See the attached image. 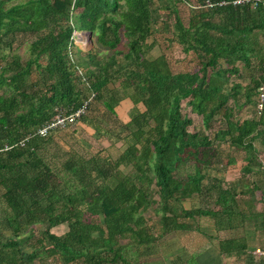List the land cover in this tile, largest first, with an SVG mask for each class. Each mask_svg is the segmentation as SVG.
<instances>
[{
    "label": "trees",
    "instance_id": "1",
    "mask_svg": "<svg viewBox=\"0 0 264 264\" xmlns=\"http://www.w3.org/2000/svg\"><path fill=\"white\" fill-rule=\"evenodd\" d=\"M204 1L0 0V264H150L161 237L189 228L182 219L237 212L238 192L207 170L227 147L244 153L241 178L261 171L264 105L238 112L264 85V0ZM73 29L94 45L72 44V62ZM83 105L72 125L36 134L55 107ZM78 121L118 154L64 150L54 135ZM194 196L212 206L185 208Z\"/></svg>",
    "mask_w": 264,
    "mask_h": 264
},
{
    "label": "crops",
    "instance_id": "2",
    "mask_svg": "<svg viewBox=\"0 0 264 264\" xmlns=\"http://www.w3.org/2000/svg\"><path fill=\"white\" fill-rule=\"evenodd\" d=\"M163 15H165L163 10L159 9L158 22L155 23V26H161L160 19ZM82 31L88 34V31ZM92 43L91 37L90 41L88 40L89 46ZM87 45L82 49H89ZM174 45L176 44L171 46L172 50L176 49ZM177 49H180L178 45ZM156 54H159V51ZM174 54L176 56V53ZM180 56L182 57V55ZM131 107L132 103L129 99H122L115 107L117 121L126 122ZM245 116L251 115L249 113ZM74 129L72 133L67 131L68 135L59 131L54 135V138L63 135L66 137L64 145L67 148L69 146L79 147L77 150L83 154H92L98 151L106 156L118 154L119 143L112 142L105 136L97 137L95 130L88 124L78 121ZM234 150L233 148L228 149L226 153H223V150L220 151V155L226 162H224L226 167L223 166V162L216 159L213 165L208 168L207 174L226 181L234 188L231 189L232 191L238 192L234 195L239 204L237 212L231 211L229 215L217 212L215 215L182 219V222L189 228L178 229L161 237L153 248L152 258L154 261L151 262L152 264H264V255L253 253L257 248L264 249V150L260 152L256 147L258 157L262 162L261 171L248 179L240 177V170L246 163L243 160L244 153ZM229 157H233L232 160H234L230 164L227 163ZM194 197L186 199L187 204L184 201L185 208H193L189 204L191 205L190 201ZM206 198L204 197V203L212 202L211 198ZM240 209L246 210L242 220L239 219L242 217L241 212H238ZM224 241L227 242V246L226 250L222 251L221 246ZM191 256L195 258L190 263Z\"/></svg>",
    "mask_w": 264,
    "mask_h": 264
},
{
    "label": "built area",
    "instance_id": "3",
    "mask_svg": "<svg viewBox=\"0 0 264 264\" xmlns=\"http://www.w3.org/2000/svg\"><path fill=\"white\" fill-rule=\"evenodd\" d=\"M260 2L261 0H216V1L205 0L204 4L201 7L225 6L230 4L233 6L250 5L253 8H255L259 5ZM188 5L194 8L199 7L198 5L192 3L191 4L188 3ZM72 44L80 48H83L85 45H87L88 44L87 32L82 30H75V29H73L72 31V34L70 36V41L68 44V56L73 62L74 54L72 51L73 49L71 50V47H73ZM92 95L93 94H91V96ZM263 105H264V85H261L259 86L257 91V100L255 103L253 117L257 118L260 115ZM84 110H85V105L70 112H67L66 109L55 107L52 117L48 121L44 122L40 127H38V129L36 130V134H39L40 136H44L51 129L64 128L65 126L68 125V123L72 125L75 122L76 118H78L82 113H84ZM23 143L24 140L19 141L20 145H22ZM253 253L257 255H264V249L257 248L253 251Z\"/></svg>",
    "mask_w": 264,
    "mask_h": 264
},
{
    "label": "rangeland",
    "instance_id": "4",
    "mask_svg": "<svg viewBox=\"0 0 264 264\" xmlns=\"http://www.w3.org/2000/svg\"><path fill=\"white\" fill-rule=\"evenodd\" d=\"M157 14V12L155 13V15ZM162 14V13H161ZM94 45V43H92L90 46H89V44L87 45V46H89V48L90 47H92ZM175 46V53H176V57L177 58H180L181 56L180 55H182L181 54V52L179 53V50L177 49V45H174ZM16 51L15 52H17V53H19L22 57H25V56H27L28 55V51H27V44L25 43V44H21L18 48H16L15 49ZM159 51V46H156V47H154L153 49H151L149 52H150V54H152V55H154V54H156L157 52ZM35 74V73H34ZM33 74V75H34ZM252 106V107H251ZM250 113V115L251 116H253L254 115V108H253V105H246V107H243L241 110H239V112H238V116H240V117H243V116H245V115H247V114H249ZM196 120H198V123H197V127H200L201 128V126H200V122H199V119H198V117H196ZM62 134V133H61ZM60 136H63V135H60ZM59 138V137H58ZM57 137L55 138V139H58ZM66 138V137H65ZM58 141V143L60 144V146L65 150V149H67V147L64 145V141L65 140H60V139H58L57 140ZM255 146L259 149V151L260 152H262L263 150H264V143L263 142H259V141H257L256 142V144H255ZM263 146V147H262ZM49 149L51 148V146H49L48 147ZM53 148V147H52ZM228 149H230L231 150V148H227V147H225V150L223 151V153L225 152L226 153V150H228ZM235 151V150H234ZM61 151L59 150V153H60ZM224 158H226L225 156H223ZM218 161H220V162H225L224 161V159L222 158V156H218ZM217 161V162H218ZM226 163V162H225ZM225 163L223 164V166H225ZM226 167V166H225ZM186 202V204H187V201H185ZM191 205L189 204V206H192V207H196V206H205V207H210L211 206V203L209 202V203H204V200H201V198H193L191 201ZM54 232H56V233H60L62 230H63V226H59V227H55V228H53L52 229ZM193 258H195L194 256H191L189 259V262L191 263L194 259ZM154 258H152L151 257V260L150 261H152ZM149 261V262H150ZM154 261V260H153ZM150 264H152L151 262H150Z\"/></svg>",
    "mask_w": 264,
    "mask_h": 264
},
{
    "label": "water",
    "instance_id": "5",
    "mask_svg": "<svg viewBox=\"0 0 264 264\" xmlns=\"http://www.w3.org/2000/svg\"><path fill=\"white\" fill-rule=\"evenodd\" d=\"M90 39H91V32L88 31V40L90 41Z\"/></svg>",
    "mask_w": 264,
    "mask_h": 264
}]
</instances>
